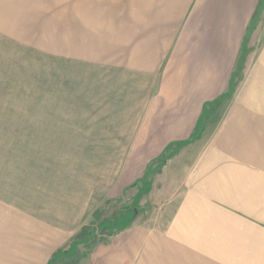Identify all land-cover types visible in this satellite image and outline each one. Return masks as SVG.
I'll return each instance as SVG.
<instances>
[{"label": "rangeland", "instance_id": "rangeland-1", "mask_svg": "<svg viewBox=\"0 0 264 264\" xmlns=\"http://www.w3.org/2000/svg\"><path fill=\"white\" fill-rule=\"evenodd\" d=\"M12 4L0 7L12 36L0 42L12 106L0 118V264H264V129H226L240 87L180 140L169 87L114 69L145 37L153 0ZM226 141L229 153L210 146Z\"/></svg>", "mask_w": 264, "mask_h": 264}, {"label": "crops", "instance_id": "crops-1", "mask_svg": "<svg viewBox=\"0 0 264 264\" xmlns=\"http://www.w3.org/2000/svg\"><path fill=\"white\" fill-rule=\"evenodd\" d=\"M153 3L154 8L148 4L147 14L154 21L146 29H139L145 37L140 36L141 42L133 45L129 60L123 51L127 63L115 65L114 69L129 70L131 82H159L161 92L168 95L169 87L174 95L171 108L180 109L176 116L171 115L177 125L171 126V134L185 135L180 140H186L195 131L205 104L217 101L230 85L233 91L240 89L235 93L237 110L226 117L229 120L226 129L231 119L242 121L249 130L254 124L264 129V0H153ZM12 5V0H0V7ZM7 16L0 14L4 26L11 22L10 14ZM11 37L0 29L2 46H11ZM258 86L260 91L255 93ZM6 96L10 97L6 94L0 97L3 121L12 114L11 101ZM251 102L259 105L252 106ZM159 117L164 119L165 115L160 113ZM210 146L225 153L234 149L228 147V141L219 148L216 142ZM201 173L207 182L214 183L212 174ZM174 245L182 248L177 242Z\"/></svg>", "mask_w": 264, "mask_h": 264}]
</instances>
